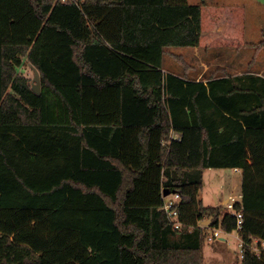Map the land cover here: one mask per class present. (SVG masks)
<instances>
[{
	"label": "trees",
	"instance_id": "trees-1",
	"mask_svg": "<svg viewBox=\"0 0 264 264\" xmlns=\"http://www.w3.org/2000/svg\"><path fill=\"white\" fill-rule=\"evenodd\" d=\"M246 17L188 0H0V264H203L210 229L237 231L241 264H264V78L164 72L169 48L247 47ZM232 169L240 230L200 198L207 171Z\"/></svg>",
	"mask_w": 264,
	"mask_h": 264
},
{
	"label": "rangeland",
	"instance_id": "rangeland-1",
	"mask_svg": "<svg viewBox=\"0 0 264 264\" xmlns=\"http://www.w3.org/2000/svg\"><path fill=\"white\" fill-rule=\"evenodd\" d=\"M63 2L62 0H60ZM74 2V1H69ZM192 5H199L202 3L209 5H220V6H243L246 9L247 17V26L248 30L246 42L249 44L244 49L240 50L239 57L246 62V67H256L262 61H264V48H260L259 44L263 42V32H264V0H189ZM254 30V31H253ZM211 49H209L210 51ZM220 50V49H216ZM230 51V49H226ZM233 50V49H231ZM176 53V59L170 53L167 55L165 71L175 73L177 75H184L185 65L187 67H192L193 71L190 74L189 78L195 79L199 78L200 75H197L198 71V61L205 57L202 55V50H197L196 52H191L189 57H193L192 61L189 59L187 55V59H185V51L173 50ZM199 51V52H198ZM238 51V50H233ZM244 53V54H243ZM197 56H196V55ZM199 55V56H198ZM183 59V62L179 61L178 58ZM252 63V64H251ZM20 73L30 79L33 83V79L35 77L34 71L32 68L26 64L24 67L20 69ZM202 79V77H201ZM173 136V134H172ZM212 178V179H211ZM205 186L200 194V198L204 200L206 205H213L216 203L215 196L219 199L220 204L218 208L222 211H229L226 204H223V198L221 197V193L223 189L225 191V198H229L227 195H232V199L236 201L240 199L241 195V187L238 185L230 186L231 182L239 181L241 186V174L235 173L233 170H216L213 173H206L205 177ZM232 187V193H229V188ZM231 189V188H230ZM231 199V200H232ZM169 200H174V197H168L165 199L166 202ZM231 202V201H229ZM209 220V219H208ZM221 239L225 238L227 241L223 243L224 251L221 249L222 241H215L213 243H209L207 240L204 241L205 251H204V262L203 264H235L238 259L242 256V247L243 241L238 232H234L231 235L228 234H220ZM210 244V245H208ZM261 253L264 252V249L258 248L256 243H254V247L252 248L253 253L258 251ZM256 251V252H255Z\"/></svg>",
	"mask_w": 264,
	"mask_h": 264
},
{
	"label": "crops",
	"instance_id": "crops-1",
	"mask_svg": "<svg viewBox=\"0 0 264 264\" xmlns=\"http://www.w3.org/2000/svg\"><path fill=\"white\" fill-rule=\"evenodd\" d=\"M112 1L115 2V3H119L120 2V0H112ZM188 2H189V0H188ZM246 26H247V21H246ZM247 31L248 30L246 29V37H247V34H248ZM263 37H264V32H263ZM248 45L249 44L247 43V46ZM262 48H264V47H262ZM242 49H244V48H242ZM173 50L185 51V54H186L185 59H187L189 57V54L191 52H194V51L196 52L197 50H202L203 51L202 55H204L205 57H203V59L199 60L198 64H197L199 69H198L196 74L200 75V76H199V78L193 79V80H195L197 82H201V81L207 82L211 77L214 78V79H220V78H223V77L235 78V77H243V76H248V75H254V76H258V77L264 78V61H262L256 67L247 68L246 67V62L243 61V59H241L239 57V54H240L239 52H240L241 49H233V50H238V51H233L231 49H230V51H227L226 49H220V50L211 49L209 51V50H206V49H203V48H169V49H167L168 54L170 52H173V53H170V54H172L174 56V58L176 59L177 55H176V53ZM167 55H165V58H164V68H165V65L167 63L166 62ZM187 55H188V57H187ZM192 58L193 57H189V59L191 61H192ZM181 60L183 61V59H181ZM188 68H189V73L192 74L193 68L192 67H188ZM164 72L166 74L171 73V72H166L165 69H164ZM184 73H185V70H184ZM171 74L177 75L175 73H171ZM190 74H189V76H190ZM180 76H183V74L180 75ZM201 77H202V79H201ZM232 170L235 173H237V174H241V171L239 169H232ZM207 172L208 173L209 172L213 173V170H209ZM235 184L238 185L239 188L241 187V195L239 197L240 199L237 200V202H241V200H242V174H241V186H240L239 181L231 182L230 186H233ZM230 188H229V193H232V191H233L232 189L233 188L232 187H230ZM225 191H226V189H223L222 193H221V197L223 198V204H227L233 198L232 195L230 194V195H227V196H229V198L226 199L225 198V194H224ZM215 200H216V203L213 204V205H206L204 200H203V203H204L205 206L218 207V205L220 204V201H219V199L216 196H215ZM223 234H226V233L223 232ZM228 235H231V234H228ZM221 241H222L221 242L222 243L221 244L222 245L221 249L224 251L223 243H225L227 240L225 238H222ZM208 245H210V244H208ZM204 249H205V246H204ZM235 264H241V258L238 259L237 262H235Z\"/></svg>",
	"mask_w": 264,
	"mask_h": 264
},
{
	"label": "built area",
	"instance_id": "built-area-1",
	"mask_svg": "<svg viewBox=\"0 0 264 264\" xmlns=\"http://www.w3.org/2000/svg\"><path fill=\"white\" fill-rule=\"evenodd\" d=\"M62 1H63V3H67L69 1H75V0H62ZM173 137L175 139H177V138H179V135L175 134V135H173ZM170 197H174V200H169V202H166L164 209L169 214V216L171 218H173V222L175 223V228L176 229H179L181 223L179 222L178 212L175 211L173 209V207L178 204L180 198H179L178 195H172ZM236 203H238V202L235 199H232L231 202H228L226 205H227V208L229 209V212H231L232 215H234L237 218L238 229L240 230L241 229V226H242V222H243V217H242V214L241 213H236L235 212V205H236ZM209 233L210 234H209V237L207 239V241L209 243H213L215 241H221L222 240L221 237H220V234L223 233V232L221 230H218V229H210V232ZM255 243H257V242H255ZM261 245H262L261 248L264 249V242ZM241 247H242V253L243 254H242V256L240 258L242 259L243 256H244L243 244H241ZM255 254H256L257 257H260L262 255V253H261L260 250L258 252H256Z\"/></svg>",
	"mask_w": 264,
	"mask_h": 264
},
{
	"label": "water",
	"instance_id": "water-1",
	"mask_svg": "<svg viewBox=\"0 0 264 264\" xmlns=\"http://www.w3.org/2000/svg\"><path fill=\"white\" fill-rule=\"evenodd\" d=\"M33 71H34L35 77L33 79L32 89L36 94H40V92H41V77H40L39 72L36 69H33ZM168 195H169V193L167 191H165L164 197H167ZM202 226L211 228L212 227V218L203 222Z\"/></svg>",
	"mask_w": 264,
	"mask_h": 264
}]
</instances>
